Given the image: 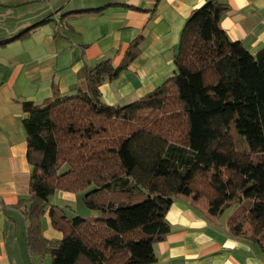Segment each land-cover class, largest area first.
<instances>
[{
    "label": "trees",
    "instance_id": "obj_1",
    "mask_svg": "<svg viewBox=\"0 0 264 264\" xmlns=\"http://www.w3.org/2000/svg\"><path fill=\"white\" fill-rule=\"evenodd\" d=\"M227 10L218 0L195 9L181 31L173 75L135 101L102 100L101 84L128 66L106 59L87 67L77 93L23 102L33 173L29 195L15 207L25 217L31 254H50L52 264H151L180 194L206 200L212 216L250 200L231 230L250 234L264 250V48L254 53L228 36L220 25ZM52 20L50 14L43 22ZM139 41L127 51L128 62ZM235 120L245 149L231 132ZM57 190H88L85 206L103 215L68 218L51 206ZM49 207L63 232L59 240L43 233Z\"/></svg>",
    "mask_w": 264,
    "mask_h": 264
},
{
    "label": "crops",
    "instance_id": "obj_2",
    "mask_svg": "<svg viewBox=\"0 0 264 264\" xmlns=\"http://www.w3.org/2000/svg\"><path fill=\"white\" fill-rule=\"evenodd\" d=\"M0 0V39L16 36L38 24L29 35L0 45V264H52V255L31 254L26 221L15 205L29 195L33 166L27 158L24 101L43 103L55 95H72L83 85L87 67L110 59L127 68L100 86L109 105L135 101L163 84L175 71L181 31L190 14L207 0ZM228 10L220 25L234 41L252 52L264 48V0H218ZM96 12L70 13L81 9ZM19 10V11H18ZM70 13V14H68ZM15 14L17 17L11 16ZM53 15V20L43 22ZM140 37L135 57L127 51ZM248 146L246 145V148ZM82 192L57 190L51 206L66 212ZM83 199V198H82ZM66 206L59 210V202ZM63 204V202H61ZM250 200L221 216H212L205 200L178 195L166 219L170 232L154 244L151 264H264V250L250 234L236 235L233 220L248 210ZM72 217V216H71ZM43 233L63 238L54 225L51 208L43 217Z\"/></svg>",
    "mask_w": 264,
    "mask_h": 264
},
{
    "label": "rangeland",
    "instance_id": "obj_3",
    "mask_svg": "<svg viewBox=\"0 0 264 264\" xmlns=\"http://www.w3.org/2000/svg\"><path fill=\"white\" fill-rule=\"evenodd\" d=\"M52 3V5H58L59 4V0H54V1H51ZM38 3H42V5H48V3H49V1H46V2H39L38 0L37 1H35V2H32L31 4H27V6H25V8H22L20 11H21V14L19 15V17L21 18V20L25 17L24 15H22L23 13H27L29 10H34V9H37V8H35V7H37L38 6ZM19 11V10H18ZM11 16H13V17H17L15 14H12ZM231 132H232V134H233V137H234V139H235V141H236V144H237V148L239 149V150H241V149H245L246 148V143L244 142V140H243V138H242V136H241V134L239 133V128H238V124H237V120H235V121H232L231 122ZM93 187H90L89 189H92ZM88 191V190H87ZM87 191H84V192H82V194H81V197L80 198H78V200H77V203H75V205L72 207V206H70V208L71 209H73L74 208V210H76V212L73 214V211L72 210H69V211H67L66 210V212L69 214V216L71 217V216H75V214L77 213V214H80V216H82V217H87V218H93V217H97V216H102L103 215V212L101 211V210H98V209H89V208H87L86 206H85V204H84V202H83V197H84V195H85V193L87 192ZM117 198H121L119 195H117ZM116 198V199H117ZM202 200H204V199H202ZM206 201V200H205ZM61 202H63V204L61 203ZM61 202H59V204L61 205V206H58V209H61V210H63V207L66 209V208H69V207H67L66 206V201H61ZM207 203V202H206ZM207 206H209L208 205V203H207ZM209 208V207H208ZM245 212V211H244Z\"/></svg>",
    "mask_w": 264,
    "mask_h": 264
},
{
    "label": "built area",
    "instance_id": "obj_4",
    "mask_svg": "<svg viewBox=\"0 0 264 264\" xmlns=\"http://www.w3.org/2000/svg\"><path fill=\"white\" fill-rule=\"evenodd\" d=\"M43 1H45V0H43Z\"/></svg>",
    "mask_w": 264,
    "mask_h": 264
}]
</instances>
